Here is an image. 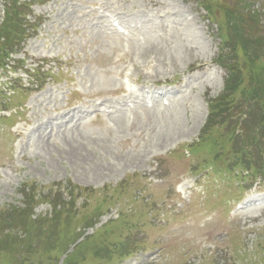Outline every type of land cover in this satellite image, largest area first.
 <instances>
[{"label":"rangeland","instance_id":"1","mask_svg":"<svg viewBox=\"0 0 264 264\" xmlns=\"http://www.w3.org/2000/svg\"><path fill=\"white\" fill-rule=\"evenodd\" d=\"M26 1L25 67L50 75L0 71V264H264V171L213 179L218 147L197 142L226 110L232 0Z\"/></svg>","mask_w":264,"mask_h":264},{"label":"trees","instance_id":"2","mask_svg":"<svg viewBox=\"0 0 264 264\" xmlns=\"http://www.w3.org/2000/svg\"><path fill=\"white\" fill-rule=\"evenodd\" d=\"M3 19L0 22V68L5 69V65L11 60L12 54L20 52L23 48L24 40L31 36L36 28V24L27 19L30 4L21 0H2ZM259 2L262 6L254 7L253 2ZM223 18L227 22L228 45L218 59H223V63L229 68L231 74L230 83H226L228 97L233 96L238 90L239 95H246L249 91H264V0H232L224 6ZM210 13V12H209ZM260 60V62H258ZM20 62V60L13 59ZM16 70V66H10ZM36 72H40L37 69ZM234 89L233 92H231ZM220 99V98H219ZM222 99V98H221ZM236 97L234 96V101ZM218 101V100H217ZM226 106L231 103L227 98ZM58 206H60L58 202ZM56 207V204L53 205ZM62 207V205H61ZM16 208L19 215L12 218L26 220L22 209ZM13 211V210H11ZM10 218V217H9ZM28 218V217H27ZM32 219V218H31ZM53 219V218H52ZM51 220V219H49ZM44 221L29 220L25 225L28 230L39 231L42 229ZM40 232H38L39 234ZM21 250H27V245L19 243ZM33 249L28 253H32ZM3 249H0L2 252ZM32 251V252H31Z\"/></svg>","mask_w":264,"mask_h":264},{"label":"bare ground","instance_id":"3","mask_svg":"<svg viewBox=\"0 0 264 264\" xmlns=\"http://www.w3.org/2000/svg\"><path fill=\"white\" fill-rule=\"evenodd\" d=\"M181 188H182V186H181ZM262 197H258V196H255L254 198H252L251 199V202H252V205H253V207L255 208V209H257V208H259L260 206V204H259V200L261 199ZM254 205H256V206H254Z\"/></svg>","mask_w":264,"mask_h":264}]
</instances>
